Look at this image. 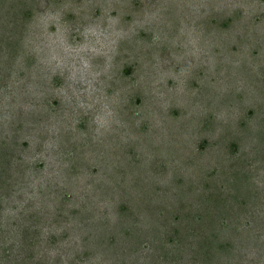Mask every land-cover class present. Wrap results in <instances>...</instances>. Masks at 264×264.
Listing matches in <instances>:
<instances>
[{"label": "rangeland", "instance_id": "374dc122", "mask_svg": "<svg viewBox=\"0 0 264 264\" xmlns=\"http://www.w3.org/2000/svg\"><path fill=\"white\" fill-rule=\"evenodd\" d=\"M0 264H264V0H0Z\"/></svg>", "mask_w": 264, "mask_h": 264}]
</instances>
